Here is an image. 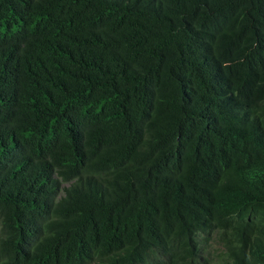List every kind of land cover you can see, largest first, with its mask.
<instances>
[{
    "label": "trees",
    "instance_id": "16d2710c",
    "mask_svg": "<svg viewBox=\"0 0 264 264\" xmlns=\"http://www.w3.org/2000/svg\"><path fill=\"white\" fill-rule=\"evenodd\" d=\"M0 264H264V0H0Z\"/></svg>",
    "mask_w": 264,
    "mask_h": 264
},
{
    "label": "rangeland",
    "instance_id": "374dc122",
    "mask_svg": "<svg viewBox=\"0 0 264 264\" xmlns=\"http://www.w3.org/2000/svg\"><path fill=\"white\" fill-rule=\"evenodd\" d=\"M214 249H217V247L216 246H212V250H214Z\"/></svg>",
    "mask_w": 264,
    "mask_h": 264
}]
</instances>
